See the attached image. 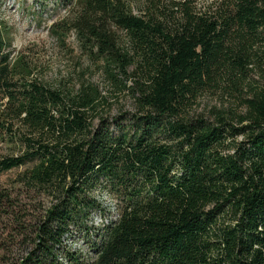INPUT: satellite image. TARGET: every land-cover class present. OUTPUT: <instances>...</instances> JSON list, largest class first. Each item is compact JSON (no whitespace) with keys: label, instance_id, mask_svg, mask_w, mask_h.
Here are the masks:
<instances>
[{"label":"trees","instance_id":"1","mask_svg":"<svg viewBox=\"0 0 264 264\" xmlns=\"http://www.w3.org/2000/svg\"><path fill=\"white\" fill-rule=\"evenodd\" d=\"M163 1L135 15L119 0H83L72 22L133 101L113 116L98 87L54 88L11 59L0 24V137L17 146L0 174L20 169L16 196L37 203L29 215L13 189L1 195L7 215L31 221L12 264H264V0L209 11ZM208 90L232 102L192 114ZM73 233L85 251L64 246Z\"/></svg>","mask_w":264,"mask_h":264},{"label":"rangeland","instance_id":"2","mask_svg":"<svg viewBox=\"0 0 264 264\" xmlns=\"http://www.w3.org/2000/svg\"><path fill=\"white\" fill-rule=\"evenodd\" d=\"M130 8L135 15H143L149 12L148 0H119ZM219 0H198L195 3L197 11H209ZM164 5H169L165 0ZM83 0H1L0 24L7 29V36L11 41L9 47L11 59L17 55L24 57L33 76L40 79L46 85L61 89H76L80 85L92 84L98 87L102 95L108 97L112 108L108 116L117 114L120 110H132L133 101L125 91L112 89L110 82L103 72L101 60L88 54L82 47L72 22L81 11ZM212 7V8H211ZM3 27V28H4ZM115 32L119 45L128 47L127 37L123 30L111 25ZM132 67L129 68V72ZM225 82V81H224ZM130 84V81H129ZM224 85V84H222ZM224 103L232 102L230 97L221 95L220 91H203L194 101L191 108L192 114H207L211 106L219 107ZM96 122V121H95ZM17 152V146L9 141V138L0 137V158ZM20 169H12L0 174V198L3 192H9L16 187L15 176ZM11 192V191H10ZM18 189H13L12 197L28 210V214H35L37 203L31 201V197L22 193L16 196ZM103 201L114 211L112 201L106 193L102 195ZM16 206V205H15ZM14 206V207H15ZM5 205L0 201V264H12L14 258L23 253L30 237L24 238L21 233L22 224H31V221L18 219L23 212L7 215ZM31 218L30 216H25ZM26 219V218H25ZM100 223L98 215L93 217V225ZM27 232H30V226ZM83 236L73 233L63 240L64 246L84 250L86 249ZM27 243V244H26ZM63 264H66L63 262Z\"/></svg>","mask_w":264,"mask_h":264}]
</instances>
